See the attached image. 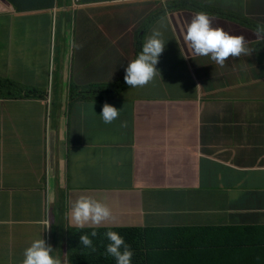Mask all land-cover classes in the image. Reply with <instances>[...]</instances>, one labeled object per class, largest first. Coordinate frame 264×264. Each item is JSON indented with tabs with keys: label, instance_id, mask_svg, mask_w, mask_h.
<instances>
[{
	"label": "clouds",
	"instance_id": "clouds-1",
	"mask_svg": "<svg viewBox=\"0 0 264 264\" xmlns=\"http://www.w3.org/2000/svg\"><path fill=\"white\" fill-rule=\"evenodd\" d=\"M18 1L21 0H0V61L4 63L3 70L0 69V141H3L0 146L12 149H0V175L5 173L8 176L13 172L11 182L0 179V191L21 190L26 188L27 184H35L45 191L44 216L40 224L42 233L23 250L21 264H89L81 253L101 254L104 258L107 253L112 264H134L135 249L131 242L118 232L107 231V239L96 238L100 241L96 242L86 235L79 236L77 240L75 234L70 231L83 225L89 228L92 224H99L109 219L111 213L105 204L87 195L78 196L73 205L67 203L66 165L63 173L55 180L58 177L56 168L59 152L57 157H53V164L56 162V165L54 201L51 204L47 186L52 167L48 170L37 161V155L44 153V148L30 137V131L27 129L28 119L36 115L35 109L29 106L33 102L45 105L46 132L53 116L54 101L57 109L60 103V108L65 110L76 102H105L101 105L99 116L104 123L112 122L119 112H122L118 102L123 100L127 93L155 81L150 80L159 73L156 64L158 58L166 51L167 38L174 27L181 28L180 35L184 44L195 55L208 56L216 64L223 65L226 58L237 57L243 53L240 61L249 58L255 64L264 66L263 33H260L257 39L247 42L242 35L230 34L228 26L231 28L237 24L230 23L227 18L234 14L237 21L243 16L256 22L261 19L255 16L256 10L264 13V7L258 4V0H239L235 5L233 0H220L218 3L210 0L212 5L217 7L216 12L211 14L187 11L185 7L189 5V0H52L51 4L47 3L49 6L43 7L47 9L40 7L44 0H29L32 4L27 8H20ZM113 1L135 3L109 4ZM79 11H85V17L92 18V21L84 24L85 39L81 34L79 38L76 36L73 42ZM33 21L38 23L35 30L19 34L22 27ZM152 22L148 34L145 35L143 27ZM98 23H107V31L117 30L118 37L111 40L104 32L98 33ZM129 36H132V40L128 39ZM57 39L62 44L59 50L54 47ZM245 44L254 45L245 48ZM114 46L119 50L128 47L127 55L133 52V58L124 66L121 80L113 84L97 85L88 82L84 76H81V80L77 77L79 70H87L91 52H102ZM65 50L68 51V56L64 57ZM58 64L57 71L55 66ZM222 67L216 70L220 71ZM44 70L47 71L44 82L29 83L31 78H37ZM237 78L245 79L249 84L235 85ZM218 81L223 87L239 86L253 90L264 85V68L259 72L243 71L240 67H237L235 72H219ZM205 89L206 84L199 83L192 93L190 90L184 93L185 98L189 95L188 101L201 100L200 94L206 93ZM111 100H115V105L106 103ZM259 100L264 103V96H260ZM262 121L264 115L243 125H221L213 136V142L220 140L225 147V158L218 159L216 166L228 180L241 188V182L247 177L257 176L258 184L262 185L264 192V136L256 141L252 133L244 138L242 153L239 152L235 156L232 153L235 147L241 144L236 139L238 132L242 129L258 128L253 123H260L264 128ZM24 130L30 135H25ZM10 133H14V140H11ZM33 141L38 145L35 149L31 147ZM55 143L60 148V138ZM50 161L52 164V156ZM132 204L135 210L127 221L122 217L121 222H116L117 229L131 227L150 234L169 228L212 229L208 246L214 242L215 237L230 241L233 246L227 247L226 253L231 258L243 260L241 264H252L259 251L264 248V219L229 221L225 225H211V222L192 226L166 225L151 220L148 214L144 216L143 208L147 206V200L142 199L138 204ZM237 210L244 212L238 207L226 213ZM52 224H55V227ZM232 234H236L237 238H230ZM95 235V232L91 233V236ZM49 237H52L50 242L47 240ZM159 239L160 245L152 251L154 264H163L167 258L170 259L169 264H195L203 261V255L196 258L184 248L174 250L171 237L160 236ZM155 243L150 242L151 245ZM247 248L249 253L244 257L240 250Z\"/></svg>",
	"mask_w": 264,
	"mask_h": 264
},
{
	"label": "crops",
	"instance_id": "crops-1",
	"mask_svg": "<svg viewBox=\"0 0 264 264\" xmlns=\"http://www.w3.org/2000/svg\"><path fill=\"white\" fill-rule=\"evenodd\" d=\"M30 1H18V6L27 8L32 4ZM233 1L234 5L239 3V0ZM261 1L264 7V0ZM52 2L44 0L43 3ZM133 3L113 1L109 4ZM90 21L92 18H86L85 11L78 12L73 42L81 34L85 39L84 24ZM261 22L264 25V20ZM37 24L31 22L22 27L19 34L35 30ZM106 24L98 23V33L104 32L109 39L115 40L118 31H107ZM180 29L174 27L170 31L166 51L156 64L159 73L150 80L155 81L127 93L118 102L122 112L112 122L104 123L99 116L105 102H76L66 110L60 108L59 103L46 132L45 105L33 102L29 106L35 109L36 115L28 119L27 129L30 134L33 131L31 136L44 148V153L37 155V161L48 170L52 167L47 186L51 204L56 165L53 157L59 152L55 180L66 165V198L70 205L78 196L87 195L90 188L105 185L106 177L113 174L116 184L135 196L132 203L147 200L143 214L145 217L148 214L159 224L192 226L211 222V225H225L229 221L264 219V192L258 177L249 176L241 182V188L236 187L237 184L228 180L216 166L218 159L225 158V147L220 140L213 142L219 126L243 125L264 115V103L259 100L264 96V85L253 90L223 87L218 81L219 71L214 67L200 65L197 72L194 60L199 55L193 54L184 44ZM128 39L132 40V36ZM128 49L119 50L114 46L102 52H91L87 70H79L77 77L81 80L84 76L88 82L97 85L121 80L124 66L133 58V52L127 55ZM65 56H68L66 50ZM192 61L195 63L193 68L190 67ZM58 62H61L60 56ZM3 67L4 63L0 61V69ZM55 68L58 71L59 64ZM206 70L209 75L204 73ZM46 73V70L42 71L29 83L44 82ZM199 83L206 84V93L200 94L201 100L188 101L189 95L185 98L184 93L187 90L192 93ZM106 103L115 105V100ZM193 109L196 111L192 112ZM253 124L258 128L238 132L236 139L241 144L232 151L234 156L241 152L245 137L253 133L258 141L264 136L262 125ZM59 138L60 148L55 143ZM0 149L12 150L4 145ZM10 175L13 176L12 171ZM161 185L168 188L154 187ZM25 187L0 191V201H9L7 209L0 203V264H21L23 250L42 233L45 191L35 184ZM238 207L244 212L226 213ZM47 240L50 242L52 237Z\"/></svg>",
	"mask_w": 264,
	"mask_h": 264
},
{
	"label": "trees",
	"instance_id": "trees-1",
	"mask_svg": "<svg viewBox=\"0 0 264 264\" xmlns=\"http://www.w3.org/2000/svg\"><path fill=\"white\" fill-rule=\"evenodd\" d=\"M189 5L185 7L187 11H196V12H207L213 14L216 12L217 7L212 5V2L210 0H189ZM258 4L262 5V1L258 0ZM45 6H49V4H42L40 7L42 9ZM255 16L257 18L261 17V19H257L255 22L254 19L247 20L246 17H241L240 21H237L234 18V14L229 18L228 21L230 23L237 24V26L229 27L228 31L230 34L234 35H242L245 39V41H253L260 36V33H263L264 35V25L261 21L264 20V13H262L259 10H256ZM264 38V37H263ZM256 44V43H255ZM252 45H246L245 48L251 47ZM243 54V53H242ZM241 54V55H242ZM240 56L237 57H229L226 58V61L223 65L216 64L214 61V64H212L210 67H220L223 66L220 69V73L224 72H235L237 67H240V63L244 64L248 58H243L240 61ZM195 58H200L195 57ZM209 59V57H208ZM211 60V59H210ZM193 65L195 66V63L192 61L190 64V67L193 68ZM200 65H198L199 67ZM197 67V68H198ZM204 73L209 75V72L204 71ZM202 78L201 76H199ZM94 193L93 190H90L88 192V195H92ZM97 200L100 202L102 201L103 194H99ZM92 197H95L93 195ZM2 204V207L4 209H7L9 207V201L8 200H2L0 201ZM122 216H113L111 214L110 218L102 221L99 224H92L89 229L85 230V235L88 236L90 239H96V238H106L105 233L107 231H116L123 237L127 238L131 244L133 245L135 249V263L134 264H154L152 260V251L155 247L160 245V236L165 237H171V242L173 245L174 250H177L179 248H184L190 252V254L193 257H200L203 255V261L197 262L195 264H241L243 260H238L236 258H231L226 253L227 247H232L233 243L226 239H220L218 237L213 238L212 243H210V246H208L209 242H211L212 238V229H198V228H186V229H165L161 230L156 234H150L148 232L142 233L137 228H131V227H121L116 228V222L122 221ZM104 227V228H102ZM99 231V233L97 232ZM95 232L96 235L93 237L91 236V233ZM230 238L236 239L237 235L232 234L230 235ZM155 241L156 243L154 245H151L150 242ZM203 243V244H201ZM240 252L246 257L249 253V248L240 250ZM142 253V255H140ZM81 255L86 258L89 261V264H112L109 255L106 253V257L104 258L101 254H87V253H81ZM170 259L167 258V260L163 264H169ZM252 264H264V248H262L259 251V254L256 258V260Z\"/></svg>",
	"mask_w": 264,
	"mask_h": 264
},
{
	"label": "rangeland",
	"instance_id": "rangeland-1",
	"mask_svg": "<svg viewBox=\"0 0 264 264\" xmlns=\"http://www.w3.org/2000/svg\"><path fill=\"white\" fill-rule=\"evenodd\" d=\"M152 24H153V22L150 23L149 25H145L143 27V30L145 31V35L148 34L149 27ZM143 42L144 41H142V43ZM67 44H68V42H67ZM54 47L57 50L62 48V44L59 42L58 39L55 41ZM262 47H263V53H264V44ZM88 49H90V48H88ZM199 57L200 58L194 60L196 62V70L198 69L197 68L198 65H209V66H211L212 64H214V61L208 59V56H199ZM217 68L218 67H214V69H217ZM263 68H264L263 65L255 64L249 58H248V60L245 61L244 64H240V69H242L243 71L255 70V71L259 72V71L263 70ZM197 72H198V70H197ZM259 82L260 81L258 80L257 83H259ZM234 84L235 85H240V84L241 85H248L249 82L246 81L245 79L237 78L235 80ZM52 111L53 112L57 111L55 101L53 102V105H52ZM32 132L33 131L31 130V134H32ZM24 133H25V135H30L25 130H24ZM10 137H11V140H14L15 139L14 133H10ZM30 137L34 139V137H32V136H30ZM0 142H3V141H0ZM37 146L38 145L33 141V145H31V147L33 149H35V147H37ZM240 153H242V152H240ZM0 179L3 180L4 182H7V180H9V182H11L12 176L11 175L7 176V174L1 173ZM154 187L157 189L168 188L167 186H164V185L154 186ZM91 189L94 191V193L92 195L87 194V196L92 197L93 195H95V197H92V198L97 200V198L100 197L98 195L102 193L103 197H102L101 203L105 204L108 207V209L110 210V213L114 217L121 215L124 218V220L127 221L130 218L131 213L135 210V208L132 207L133 206L132 200H133L134 195L132 193H129V192L123 190L120 185H117L116 182L114 181V175L113 174L106 177L105 185L98 186V187H92V188H90V190ZM87 229H89V228H85V225H83V226H80V227L75 228V229H70V231L73 232L76 236V239L79 240V236L85 235V230H87ZM91 240L96 241V242H100L96 239H91ZM71 250H73V249H71Z\"/></svg>",
	"mask_w": 264,
	"mask_h": 264
},
{
	"label": "bare ground",
	"instance_id": "bare-ground-1",
	"mask_svg": "<svg viewBox=\"0 0 264 264\" xmlns=\"http://www.w3.org/2000/svg\"><path fill=\"white\" fill-rule=\"evenodd\" d=\"M102 228H104V227H102Z\"/></svg>",
	"mask_w": 264,
	"mask_h": 264
}]
</instances>
